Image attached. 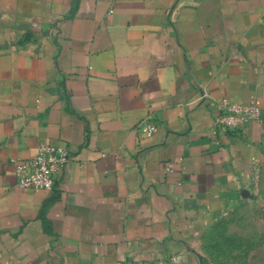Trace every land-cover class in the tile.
Returning a JSON list of instances; mask_svg holds the SVG:
<instances>
[{
	"label": "crops",
	"instance_id": "1",
	"mask_svg": "<svg viewBox=\"0 0 264 264\" xmlns=\"http://www.w3.org/2000/svg\"><path fill=\"white\" fill-rule=\"evenodd\" d=\"M223 99L261 120L216 126ZM43 142L70 148L57 186L19 187ZM262 208L264 0H0V264H208Z\"/></svg>",
	"mask_w": 264,
	"mask_h": 264
},
{
	"label": "built area",
	"instance_id": "2",
	"mask_svg": "<svg viewBox=\"0 0 264 264\" xmlns=\"http://www.w3.org/2000/svg\"><path fill=\"white\" fill-rule=\"evenodd\" d=\"M262 109L257 101L237 102L223 99L214 123L224 130H238L252 120H261ZM158 124L147 117L139 121L135 130L138 135H153ZM70 159V148L65 142L41 143L37 153L16 163V184L23 188L54 189L66 163ZM181 253L160 256L154 259H124L120 264H168L181 259Z\"/></svg>",
	"mask_w": 264,
	"mask_h": 264
},
{
	"label": "rangeland",
	"instance_id": "3",
	"mask_svg": "<svg viewBox=\"0 0 264 264\" xmlns=\"http://www.w3.org/2000/svg\"><path fill=\"white\" fill-rule=\"evenodd\" d=\"M263 209V208H262ZM255 215L229 217L206 234L208 264H264V209Z\"/></svg>",
	"mask_w": 264,
	"mask_h": 264
}]
</instances>
